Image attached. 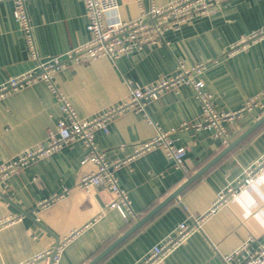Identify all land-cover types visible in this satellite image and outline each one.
<instances>
[{
    "label": "crops",
    "instance_id": "0c3cea01",
    "mask_svg": "<svg viewBox=\"0 0 264 264\" xmlns=\"http://www.w3.org/2000/svg\"><path fill=\"white\" fill-rule=\"evenodd\" d=\"M170 1L118 0V13L133 19L151 4ZM25 7L42 60L90 38L82 0H25ZM13 11V0H0V84L35 64ZM263 23L264 0H225L215 11L165 31L166 43L115 59L69 61L54 74V82L77 114L89 117L127 99L128 81L150 84L173 73L178 60L188 66L203 63L202 78L215 109L237 112L264 90V39L232 55L226 51ZM261 102L227 124L229 141L264 114V96ZM199 113L193 89L180 84L149 101L146 115L128 110L115 116L107 132L95 131L94 141L111 163L129 156L136 143L157 129L177 128ZM59 116L56 97L44 80L6 93L0 98V163L42 144ZM173 138L186 151L185 169L176 168L161 148H154L114 171L134 213L128 220L109 206L115 194L107 186L86 191L77 187L81 176L97 170L80 139L20 167L7 178L4 191L0 186V264H47V257L36 256L62 240L56 264H87L225 146L204 128L178 130ZM229 187L234 193L227 192ZM221 192L225 200L209 212ZM192 218L199 219V229L156 264H225L223 254L250 236L264 235V122L96 264H135L180 222Z\"/></svg>",
    "mask_w": 264,
    "mask_h": 264
},
{
    "label": "built area",
    "instance_id": "2783aa9c",
    "mask_svg": "<svg viewBox=\"0 0 264 264\" xmlns=\"http://www.w3.org/2000/svg\"><path fill=\"white\" fill-rule=\"evenodd\" d=\"M14 1V17L22 31L28 50V55L35 61L34 66L17 76L8 77L0 84V98L6 93L21 88L35 80H44L56 97L60 116L56 121L54 131L48 133L44 142L40 145L28 148L16 154L10 160L0 163V186L2 191L7 187V178L20 167L29 162L55 151L67 142L80 139L89 149L87 160L97 164V170L84 174L79 179L77 187L89 190L95 185H105L114 194L115 199L109 206L116 208L125 220L134 215L129 198L124 189L117 182L114 171L126 160L131 159L145 151L161 148L165 156L176 168L185 169L184 157L186 151L177 146L173 134L185 129H209L215 137L221 139L226 145L229 142L226 126L243 111L254 105L262 106L261 98L264 90L250 97L245 105L237 112H224L215 109L212 102V94L206 89L202 73L206 70V64L196 63L188 66L178 60L175 71L163 76L154 82L136 86L127 82L128 98L113 104L89 117H80L66 95L56 86L54 74L64 68L69 61L93 60L101 56L115 59L121 55H127L143 46H152L166 43L163 33L169 29H178L184 22L192 18L215 11L216 7L225 0H172L163 5L151 4L149 8L133 19H122L118 13V0H82L86 15V28L90 38L85 42L75 45L62 54L47 59H40L37 53L33 36L32 25L26 11L25 0ZM264 39V23L260 28L247 34L241 42L231 44L226 54L232 55L249 42ZM188 84L194 91L195 97L200 102V113L196 120L184 121L179 126L166 130L157 129L155 134L132 147V152L124 159H117L109 163L105 158V152L98 150L94 141V133L101 129L108 131V123L115 116L128 110L142 112L146 115V104L166 89L180 84ZM151 122L150 119H147ZM66 191V190H65ZM235 189L228 188V193H234ZM226 193L218 194L209 212L215 210L226 198ZM200 221L192 218L180 222L172 235L165 240L153 245L150 250L135 264H156L164 258L176 245L188 234L199 229ZM65 240L58 242L53 250L36 257H47L51 264L59 260ZM225 264H264V235L261 238L250 236L241 242L230 252L222 255ZM47 261V262H48ZM48 264V263H47Z\"/></svg>",
    "mask_w": 264,
    "mask_h": 264
},
{
    "label": "water",
    "instance_id": "95a60500",
    "mask_svg": "<svg viewBox=\"0 0 264 264\" xmlns=\"http://www.w3.org/2000/svg\"><path fill=\"white\" fill-rule=\"evenodd\" d=\"M264 122V114L258 118L253 124H251L247 129H245L240 135L229 141L215 156H213L209 161L202 165L198 170H196L190 176H187L184 182H182L176 189H174L170 194H168L163 200L156 204L151 210L140 217L136 222H134L121 236L116 238L112 243H110L106 248H104L99 254L92 258L87 264H96L101 260L106 254L113 250L118 244H120L125 238L137 230L144 222H146L150 217H152L156 212H158L163 206H165L172 199L176 198L188 185H190L194 180L200 177L207 169H209L214 163H216L222 156L227 154L231 149L238 145L246 136H248L252 131H254L259 125ZM51 264V260L48 261Z\"/></svg>",
    "mask_w": 264,
    "mask_h": 264
}]
</instances>
